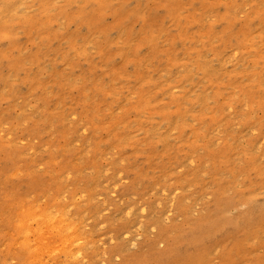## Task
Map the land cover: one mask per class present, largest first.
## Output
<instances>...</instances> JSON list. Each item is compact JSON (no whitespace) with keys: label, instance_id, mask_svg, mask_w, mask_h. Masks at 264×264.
<instances>
[{"label":"rangeland","instance_id":"obj_1","mask_svg":"<svg viewBox=\"0 0 264 264\" xmlns=\"http://www.w3.org/2000/svg\"><path fill=\"white\" fill-rule=\"evenodd\" d=\"M0 264H264V0H0Z\"/></svg>","mask_w":264,"mask_h":264}]
</instances>
